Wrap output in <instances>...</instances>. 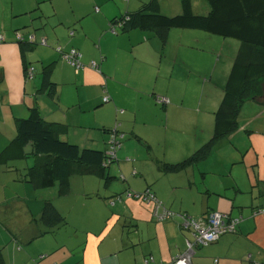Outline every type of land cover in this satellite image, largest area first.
I'll return each instance as SVG.
<instances>
[{
    "label": "crops",
    "instance_id": "obj_1",
    "mask_svg": "<svg viewBox=\"0 0 264 264\" xmlns=\"http://www.w3.org/2000/svg\"><path fill=\"white\" fill-rule=\"evenodd\" d=\"M62 1H52L47 11L37 6L43 0H0V151L16 136L15 120L29 117L34 108L46 122L66 125L59 139L81 149L100 150L104 146L105 150L111 121L107 122L106 112L110 106H99L106 95L108 101L103 104L112 100L128 110V115L122 113L128 133L121 132L131 138L121 143L116 163L106 173L113 182L118 179L123 184L114 185L109 204L93 203L104 209V222L85 224L82 233L74 228L76 233L67 232L70 238L61 240L60 236H50L55 227L36 222L47 202L60 215L62 211L54 206L52 191L46 198L44 191L23 180L21 174L33 159L0 164L3 264H172L194 237L190 230L180 227L177 216L158 220L153 203L128 197L146 190L162 203L158 214L167 209L196 218L219 212L239 219L232 233L194 247L190 264H264V217L253 215L264 208V107L244 103L235 131L214 140L204 159L171 170L210 141L222 92L215 97L208 91L209 78L201 74L193 95L189 96L187 89L176 92L171 87H155L150 97L143 80H137L140 74L149 73V67L157 65L156 85L167 76L172 79L178 67L181 75L187 76L176 59L181 49L189 48L186 36L190 29L162 32L135 26L112 34L109 24L150 2L148 12L180 13V0L173 9V2L168 0H67L70 7H76H71L70 14L61 12ZM171 31L179 32L178 50L169 48V42L175 40ZM16 34L23 37L22 42L16 41ZM30 35L35 39L32 45L26 41ZM150 38L160 46L147 43ZM200 39L195 40L197 45ZM41 40L46 45H40ZM160 49L161 58L156 63V51ZM71 50L81 55L84 68L78 72L60 59L61 53ZM166 51L170 57L176 52L173 60L164 62ZM90 61L96 62L97 70L88 66ZM29 66L35 70L31 80L26 79ZM156 91L167 97L164 107L154 105ZM136 141L141 144L139 153L133 150ZM25 152H31V148H25ZM111 170L118 178L111 176ZM97 179L99 188L103 179L92 171L72 175L68 193L73 183L81 182L80 195L88 194L90 184ZM135 180L140 181L137 188ZM58 194L59 198L64 196L60 191ZM11 211H16L15 217L9 216ZM150 257L152 261H148Z\"/></svg>",
    "mask_w": 264,
    "mask_h": 264
},
{
    "label": "trees",
    "instance_id": "obj_2",
    "mask_svg": "<svg viewBox=\"0 0 264 264\" xmlns=\"http://www.w3.org/2000/svg\"><path fill=\"white\" fill-rule=\"evenodd\" d=\"M204 1L208 6V11L204 15L192 11L190 0H180L181 13L171 17L148 12L152 4L150 2L144 4L135 13L129 14L128 21L120 29L124 31L135 26L141 30L162 32L173 28L190 29L240 42L237 55L222 88V97L215 114L210 141L190 157L171 167V170H180L204 159L214 140L235 131L239 125L238 118L244 103L252 102L264 107V0ZM15 130L16 136L0 151V164L31 157L32 165L26 168L21 176L34 188H51L57 183L60 193L64 194L70 176L84 175L89 171L104 180L110 179L105 176L106 168L116 160H110L105 150L81 149L75 144L61 141L58 134L64 133L66 125L46 122L36 108L31 109L29 117L15 120ZM118 131L122 134L119 129ZM123 137L122 134L120 144ZM27 147L31 148V152H25ZM36 222L47 228L65 223L63 216L48 202L45 203L41 216ZM17 248L21 249L19 246ZM45 256L42 255L41 258ZM0 264H3L1 248Z\"/></svg>",
    "mask_w": 264,
    "mask_h": 264
},
{
    "label": "rangeland",
    "instance_id": "obj_3",
    "mask_svg": "<svg viewBox=\"0 0 264 264\" xmlns=\"http://www.w3.org/2000/svg\"><path fill=\"white\" fill-rule=\"evenodd\" d=\"M17 1H22V0H17ZM27 1L31 2V1H36V0H27ZM37 1H41V0H37ZM52 1H56V0H43V2H39V4L37 6L38 7L39 6L44 7L47 9V11H49L50 6H53ZM66 1L67 0H64L61 2L62 3L61 12L70 14L71 13V7L75 8V9H76V7H74V6L70 7ZM190 1L192 3V11L195 14L204 15L207 13L206 9H208V6L204 0H190ZM172 2H173L172 9L174 7H178L179 4H178L177 0H168V3H172ZM78 9L80 11L83 10L80 8H78ZM31 11L35 12V9L31 10ZM160 13L163 14V12H160ZM177 13H179V12H177ZM177 13H174V14L177 15ZM174 14L173 13H171V14L166 13L165 16L171 17V16H174ZM118 31H121V30L118 29ZM172 31H171V33H172L171 38L175 39V40L173 42H169L170 43L169 48H170V50H172L173 46H174L175 49L178 50V48H176V45H177V39H178L179 32L174 33ZM178 31H180V30H178ZM192 31H194V32H192ZM189 33L190 34L186 36V41L188 42L189 48H186L185 50L181 49V51H183V52H181L180 54L178 53V58L176 59L177 64H181L185 68L184 73L187 76L181 75L182 69L178 67L177 72L178 73L180 72V75H178V73H175V75L172 76V79H170L167 76L166 79H164V81H163V79H160L156 85L155 84L156 77L154 74V67L157 65L153 64L154 67H152V68L149 67L150 71L147 70V72H149V73L145 72L144 75L140 74L137 78L138 81L143 80V82L145 83V88H148L147 90H149V92L147 93L149 96L152 95L151 88H155V87H156V89L158 87V90H162V89L171 87L176 92L182 91L181 89H187V91L189 92V96H190V94L193 95L194 92L196 91V84H198L199 79H201V77H200L201 74H206V75H204V78H206V79L209 78V80H210L208 91H212L213 95L215 97H216V95L217 96L221 95L222 88H223L225 81H226V78H227V74L231 68V65L234 62V59H235L237 52H238V49L240 47V42L235 40V39H232V38H224L221 36L212 35V34L202 32L199 30H190ZM200 35H202V37L203 36L209 37V39L205 38V40H202V39H200L201 38ZM196 39L202 40L201 43L199 42L200 44L197 45V41H195ZM147 43H153L154 46H156V45L160 46V43H158L155 38H150L149 40H147ZM161 54H162L161 49L159 51H156V56H155L156 63L160 60ZM167 54H168V56L164 58V62L168 61V58H169V60L170 59L173 60L174 56L176 55V52H175V54L173 53L174 55H171V57L169 56L168 52H167ZM93 62H95V61H93ZM89 63H88V66H89ZM98 64L100 65V63H98ZM165 67H164V70H165ZM33 78H34V76H33ZM153 93H155V95H153L154 97L152 96L154 99L157 97H166V96L162 95L163 93H160L157 91L153 92ZM156 104L157 103L154 102V105L156 107H164L163 105H160V104L156 105ZM107 105L110 106L108 111L106 112L107 122H109L111 120L110 123L107 125V128L108 129H114L115 128L114 126L117 124V125H119L118 129L122 132H126L125 134H127L128 132L124 129L123 122H122V117L124 115H128V110L125 109L126 107L124 108V106H118L115 104L114 101L111 100L107 104L101 103L99 108H102V106H107ZM245 105H252V104L246 103ZM114 106H117L116 110H115ZM145 107H146V105H144V108ZM120 110H122L125 114L120 115L119 114ZM61 133H63V132H61ZM63 135L64 134H62V136ZM106 136L109 139V136L108 135H106ZM124 137H125V140H124ZM124 137L121 140L122 145H123L124 141L131 138V137L128 138L127 136H124ZM108 139H107V141H108ZM60 140L64 141L62 138H60ZM133 143H134L133 150L135 152L139 153V150L141 149L140 148L141 144L137 141L133 142ZM103 149H104V146H102L100 150H103ZM105 151H106V147H105ZM117 153L119 154V149L117 150ZM115 163L116 162H114V164ZM109 170H110L109 168H106V173ZM111 171H112L111 176L118 178V176L113 174L114 170H111ZM105 182H107V183H105ZM80 183L79 184L73 183L71 191L68 193V190H66L64 192V196H62L61 198L58 197L59 196V194H58L59 185L57 183H56V186H54L52 188L39 189V191H44L46 198H49V194L52 191L54 206L55 207L60 206L58 208L62 211L61 216H63L64 221L66 223V224L64 223L63 225L58 226L57 228L55 227L53 229L54 232L52 234H50L51 237L57 238L58 236H60L61 240L68 239L70 237H69V234L67 232L76 233V231H74V228L77 229V231L78 230L81 231V233H82L83 228L87 227V226H85V224H90V223L95 222L93 225H98V223L104 222L107 218L106 215H104L105 214L104 209L100 208L99 205L94 206L93 203L100 204L99 202H105V203L109 204V201L112 200L111 198L109 199V197H110L109 194L114 190V185L118 184L120 186L121 184H123L122 180L120 181L117 179L113 182L111 178L110 179L105 178V180L104 179L102 180L101 186L98 188V184L100 182L97 179V180H95L94 184L93 183L90 184V191L88 190V194L81 193L82 195H80V192H82V190H83V189H80V191H79V188L81 187ZM139 185H140V181L135 180V187L137 188ZM119 186H117V187L119 188ZM98 189H101V190L107 189V190L105 191V193H103V192L101 193V192H98ZM77 194H79V195H77ZM104 194H106V195H104ZM65 197H68V198H65ZM69 200H71L72 203H68ZM50 202H52V201H50ZM110 205L112 206L113 204L111 203ZM16 214H17L16 211H11L9 216L15 217ZM81 233H80V237H79V242H80V238H81Z\"/></svg>",
    "mask_w": 264,
    "mask_h": 264
},
{
    "label": "built area",
    "instance_id": "obj_4",
    "mask_svg": "<svg viewBox=\"0 0 264 264\" xmlns=\"http://www.w3.org/2000/svg\"><path fill=\"white\" fill-rule=\"evenodd\" d=\"M95 12H98V8H95ZM128 15L123 16L120 19L115 20L109 24V30L112 34H115L117 29H122L124 24L128 21ZM72 35V33H70ZM3 40V37L0 35V42ZM34 36L30 35L27 37L28 43L34 42ZM16 41L22 42L23 37L20 34H16ZM40 45H46L45 40L40 41ZM61 60L72 66L76 72L83 69V64L81 62V55L76 50H71L65 53H61ZM89 66L94 70L98 69V65L90 61ZM35 76V70L29 66L26 71V79L31 80ZM102 103H106L108 101V97L104 96L102 98ZM156 101L160 105H164L167 103V99L164 97H157ZM123 111L120 110L119 113ZM118 125H115L114 129L108 131L109 139L106 142V151L107 156L111 160L116 159V151L120 147V139L122 135L117 129ZM128 197H131L136 200H143L146 202H151L155 207V215L158 220H162L165 218H174L177 216L180 219V227L183 229H188L192 232L194 237V241H187V250L186 252L173 259L172 264H190V258L192 255V251L194 247L205 246L217 241L222 235L232 233L235 230L236 225L239 222V219H234L229 217L227 214L212 212L208 213L205 216L201 217H189L184 213H174L167 209H163L162 213L158 214L157 209L162 208V203L158 202L149 190H146L142 194H128ZM253 215H260L264 217V208L257 209L253 212ZM152 257L148 259V261H152Z\"/></svg>",
    "mask_w": 264,
    "mask_h": 264
},
{
    "label": "water",
    "instance_id": "obj_5",
    "mask_svg": "<svg viewBox=\"0 0 264 264\" xmlns=\"http://www.w3.org/2000/svg\"><path fill=\"white\" fill-rule=\"evenodd\" d=\"M108 132V131H107ZM121 134V133H120Z\"/></svg>",
    "mask_w": 264,
    "mask_h": 264
}]
</instances>
